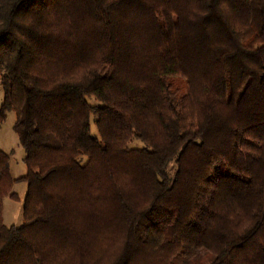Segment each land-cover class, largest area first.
<instances>
[{
	"label": "trees",
	"instance_id": "1",
	"mask_svg": "<svg viewBox=\"0 0 264 264\" xmlns=\"http://www.w3.org/2000/svg\"><path fill=\"white\" fill-rule=\"evenodd\" d=\"M0 86V264H264V0H0Z\"/></svg>",
	"mask_w": 264,
	"mask_h": 264
},
{
	"label": "rangeland",
	"instance_id": "2",
	"mask_svg": "<svg viewBox=\"0 0 264 264\" xmlns=\"http://www.w3.org/2000/svg\"><path fill=\"white\" fill-rule=\"evenodd\" d=\"M4 101V94L0 86V109ZM91 105H95L94 98L88 100ZM16 122V114L11 112L7 114L6 120L0 124V148L10 158L11 175L15 181H18L27 175V167L24 163L26 156L25 150L20 145L19 138L14 131ZM92 135L99 137L97 127L92 121ZM143 143L139 140H134L129 147L141 148ZM14 192L18 194L19 201H13L10 198L4 201V224L8 227L21 226L23 220V205L27 194V184L18 181L14 186Z\"/></svg>",
	"mask_w": 264,
	"mask_h": 264
}]
</instances>
